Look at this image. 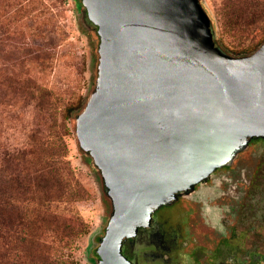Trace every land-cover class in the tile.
Masks as SVG:
<instances>
[{
  "label": "water",
  "instance_id": "water-1",
  "mask_svg": "<svg viewBox=\"0 0 264 264\" xmlns=\"http://www.w3.org/2000/svg\"><path fill=\"white\" fill-rule=\"evenodd\" d=\"M99 26L97 80L75 118L112 213L99 264L145 215L264 136V44L233 58L199 0H81Z\"/></svg>",
  "mask_w": 264,
  "mask_h": 264
},
{
  "label": "rangeland",
  "instance_id": "rangeland-1",
  "mask_svg": "<svg viewBox=\"0 0 264 264\" xmlns=\"http://www.w3.org/2000/svg\"><path fill=\"white\" fill-rule=\"evenodd\" d=\"M199 1L229 55H246L264 42V0ZM96 47L76 0H0V180L14 166L3 155L47 160L52 153L66 164L69 196L12 201L31 210L42 204L45 221L66 226L64 236H42L53 264H96L97 238L111 210L91 158L79 148L75 119L65 117L94 88ZM240 160V168L257 171L259 154Z\"/></svg>",
  "mask_w": 264,
  "mask_h": 264
},
{
  "label": "flooded vegetation",
  "instance_id": "flooded-vegetation-1",
  "mask_svg": "<svg viewBox=\"0 0 264 264\" xmlns=\"http://www.w3.org/2000/svg\"><path fill=\"white\" fill-rule=\"evenodd\" d=\"M77 3L83 26L97 41L96 77L91 95L98 76L99 26L91 21V13L81 0H76ZM210 29L217 44L211 21ZM82 152L91 158L111 207L94 249L99 264L97 248L110 220L112 203L99 168L88 152ZM246 152L259 154L256 172L239 167ZM145 217L144 223L130 228L118 245V252L130 264H264V136L251 137L229 163L218 165L191 190L179 193L171 203L162 204Z\"/></svg>",
  "mask_w": 264,
  "mask_h": 264
},
{
  "label": "trees",
  "instance_id": "trees-1",
  "mask_svg": "<svg viewBox=\"0 0 264 264\" xmlns=\"http://www.w3.org/2000/svg\"><path fill=\"white\" fill-rule=\"evenodd\" d=\"M76 6L79 8V3ZM258 48L243 56L254 53ZM84 104L85 99L80 97L75 104L66 108L65 117L68 120L75 117ZM28 154L21 152L7 158L3 155L2 161H9L14 166L8 172L7 179L1 177L0 180V264H53L49 261V247L42 243V236L45 232L60 236L67 233L66 226L58 221L44 220L40 210L42 204H37V209L31 210L27 206L18 207L12 203L13 199L33 201L32 197L36 195L39 199L48 195H70L63 174L68 173L66 164L54 160L55 154L52 153L47 160L42 159V156L35 160L27 159L30 156Z\"/></svg>",
  "mask_w": 264,
  "mask_h": 264
}]
</instances>
